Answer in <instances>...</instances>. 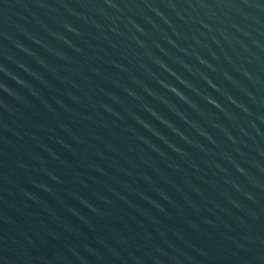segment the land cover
Masks as SVG:
<instances>
[{"label": "water", "instance_id": "95a60500", "mask_svg": "<svg viewBox=\"0 0 264 264\" xmlns=\"http://www.w3.org/2000/svg\"><path fill=\"white\" fill-rule=\"evenodd\" d=\"M0 264H264V0H0Z\"/></svg>", "mask_w": 264, "mask_h": 264}]
</instances>
